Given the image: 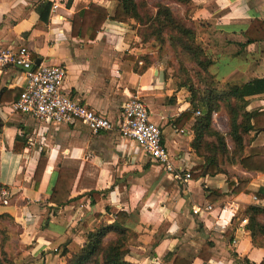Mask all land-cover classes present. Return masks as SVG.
<instances>
[{"label":"crops","instance_id":"obj_1","mask_svg":"<svg viewBox=\"0 0 264 264\" xmlns=\"http://www.w3.org/2000/svg\"><path fill=\"white\" fill-rule=\"evenodd\" d=\"M43 1L0 0V44L27 46L35 61L64 66V92L109 119L117 117L127 95L138 93L150 120L160 127L175 167L190 171L202 164L203 159L190 147L193 117L176 126L180 113L190 109L185 90L174 86L160 66L149 64L142 70L137 65L144 49L136 44L134 20L107 19L92 40L71 35L74 12L95 2L111 15L116 1L49 0L58 7L54 14L49 9L46 22L40 19ZM178 6L198 30L211 58L209 71L216 79L246 83L264 77V40L248 42L244 35L253 19L264 23V0H190L187 6ZM22 72L10 67L0 76V95L5 88L23 89ZM12 102H0V153L16 154L18 163L9 174L0 163V189L9 194L8 204L0 203V214L10 215L22 229L19 263L64 264L62 251H77L86 233L100 220L111 222L118 210L129 213L125 224L138 235L127 256L136 264H173L174 256L191 264H238V260L259 264L264 260V240L252 243L243 222L245 207L264 206V198L235 193L229 186L245 177V188L256 192L264 188V173L232 164L227 170L233 174L228 176L204 173L179 183L138 143L116 131L94 134L80 122L43 127L31 116L13 111ZM246 109L264 111V92L250 96ZM251 136V145L264 146V129ZM40 152L45 154L46 165L35 188L32 175ZM60 167L75 169L77 174L71 201L56 206L48 198ZM205 188L220 190L223 197L209 201ZM93 190L107 192L95 195L91 204L88 192ZM226 201L236 210L230 223V212L219 211ZM206 204L214 209L202 216L192 213L194 206ZM207 242L211 256L205 261L199 252Z\"/></svg>","mask_w":264,"mask_h":264},{"label":"trees","instance_id":"obj_2","mask_svg":"<svg viewBox=\"0 0 264 264\" xmlns=\"http://www.w3.org/2000/svg\"><path fill=\"white\" fill-rule=\"evenodd\" d=\"M116 5L113 14L95 2H90L87 7L74 12L71 19V35L74 37H88L94 39L101 30L107 19L121 23H129L131 20L137 26L149 30L151 36L163 39L167 34L174 45H178L182 51L191 55L201 66L205 73V88L196 89L188 84L190 109L180 113L176 118V126L180 127L193 117L192 131L193 138L190 147L197 156L203 159V163L193 166L190 169L192 178L198 179L202 174L214 176L218 173H228L227 166L238 164L245 171L255 174L264 173V146L251 145V132L264 129V111L257 109L247 110L249 97L264 92V77L254 78L246 83L235 81L221 82L209 71L211 59L205 52V47L196 40V32L185 19L186 14L175 13L170 5L187 6L190 0H159L155 4V12L151 13L147 5L148 0H115ZM51 1L44 0L40 5V19L46 22L48 19ZM171 3V4H170ZM185 17V18H183ZM189 20V19H188ZM187 21V22H186ZM190 21V20H189ZM191 22V21H190ZM248 42L264 40V23L255 18L251 21L244 32ZM140 58L137 60V62ZM146 64L141 69H145ZM22 89H3L0 95V102L16 100ZM225 110L227 116L228 130L222 132L213 125V114ZM199 111V114H195ZM229 139L231 146L227 144ZM18 139H15V144ZM16 149V147H15ZM18 150V148H17ZM46 165L44 152H40L37 159L32 179L34 187L37 188ZM76 170L60 167L56 171L55 178L49 194V202L56 206L66 205L71 201V190L73 188ZM247 179L239 177L237 183L229 182L232 191L235 193L246 192L257 198H264V188L252 192L247 190ZM207 199L216 201L223 197V193L217 189H207ZM107 190L89 191L90 203H95L94 196L106 193ZM246 219L245 228L249 231L252 243H261L264 240V206L251 204L245 207ZM129 213L125 210H118L113 215V220L107 222L100 220L99 225L86 233V239L80 248L75 252L67 254L62 251L64 264H136L127 256L133 250L137 241V233L126 226ZM11 218L7 213L0 214V221ZM8 239L4 230L0 234ZM211 243H203L200 246L199 257L208 260L211 253L208 251ZM0 243V264H15ZM205 252V253H204ZM173 264H191L179 256H174ZM238 264H249L248 261L238 260ZM259 264H264L262 260Z\"/></svg>","mask_w":264,"mask_h":264},{"label":"built area","instance_id":"obj_3","mask_svg":"<svg viewBox=\"0 0 264 264\" xmlns=\"http://www.w3.org/2000/svg\"><path fill=\"white\" fill-rule=\"evenodd\" d=\"M57 7L58 4L53 2L50 12L54 14ZM19 66L25 69L22 70L24 85L19 97L11 104L13 111L31 116L43 127L80 122L94 134L116 131L120 136L138 143L174 181L187 183L191 179L189 170L176 168L173 164L169 151L162 142L161 129L150 120L147 105L138 93L126 96L117 117L112 120L64 92L63 84L67 73L64 66L41 62L36 64L27 46L18 45L14 48L0 44V76L10 67ZM195 114H199V111ZM8 197V191L0 189V203L7 205ZM213 209L212 204L194 206L192 213L202 216ZM219 211L230 212L229 223L236 214L231 202L227 201L220 204Z\"/></svg>","mask_w":264,"mask_h":264},{"label":"rangeland","instance_id":"obj_4","mask_svg":"<svg viewBox=\"0 0 264 264\" xmlns=\"http://www.w3.org/2000/svg\"><path fill=\"white\" fill-rule=\"evenodd\" d=\"M159 0H148L147 5L151 13H154L156 8L155 4ZM171 4V3H170ZM170 7L175 13L181 12L180 7L177 4H171ZM185 18V17H183ZM187 23H189L196 32V40L200 42L202 46L204 43L199 39L198 30L196 29L193 22H190L185 18ZM138 39L136 44L138 47L144 49L143 53L138 57L140 58L137 62L138 66L144 67L146 64H155L162 68L164 75L167 78L172 79V83L176 87H183L185 94L190 98L191 94L188 91V84L195 87L196 89L203 90L205 88V73L201 71V66L197 63V60L193 58L188 53L181 50L177 45H174L167 34L163 35V39H157L151 36L148 29L134 25ZM205 47V46H204ZM205 52L206 48L204 49ZM207 56L209 54L207 53ZM210 58V56H209ZM211 59V58H210ZM222 82V81H221ZM5 109L9 110V107L4 106ZM213 125L220 131L226 132L228 130L227 116L224 109L213 114ZM10 131H6V136L9 135ZM227 144L231 146L229 139H227ZM0 163L4 165L7 169V173L14 168L18 163V157L10 151H2L0 153ZM151 164L150 162L148 163ZM230 165L227 166V168ZM233 172H228L227 176ZM0 229L6 232L8 239L4 237V233L0 234V243H4V248L6 249L7 255L15 261V264H22L18 262L19 254L21 252L22 244L19 241L18 234L22 230L20 226H16L12 218H7L0 221ZM22 260V259H21Z\"/></svg>","mask_w":264,"mask_h":264},{"label":"water","instance_id":"obj_5","mask_svg":"<svg viewBox=\"0 0 264 264\" xmlns=\"http://www.w3.org/2000/svg\"><path fill=\"white\" fill-rule=\"evenodd\" d=\"M39 61H36V64H38ZM19 68H21L22 70H25L23 67L19 66Z\"/></svg>","mask_w":264,"mask_h":264}]
</instances>
